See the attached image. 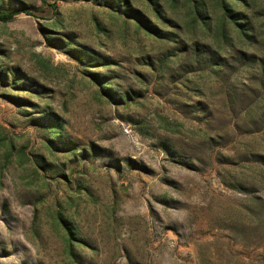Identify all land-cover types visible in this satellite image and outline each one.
<instances>
[{
  "label": "rangeland",
  "instance_id": "374dc122",
  "mask_svg": "<svg viewBox=\"0 0 264 264\" xmlns=\"http://www.w3.org/2000/svg\"><path fill=\"white\" fill-rule=\"evenodd\" d=\"M22 8L0 264H264V0H0Z\"/></svg>",
  "mask_w": 264,
  "mask_h": 264
},
{
  "label": "trees",
  "instance_id": "16d2710c",
  "mask_svg": "<svg viewBox=\"0 0 264 264\" xmlns=\"http://www.w3.org/2000/svg\"><path fill=\"white\" fill-rule=\"evenodd\" d=\"M201 5H202L201 3H198V7L197 6L195 7L196 8V13H195L196 19H199V18L203 19L201 9H200ZM22 14L28 15V16H33L32 9H29V8H22V9L14 11V12L13 11L12 12H1L0 13V23L1 22H3V23L10 22V21L14 20L17 16L22 15ZM195 57L197 59V62L201 63L202 57L199 55V52L195 53ZM93 77L97 82L103 83V79H101V77L99 75H94ZM52 126H53L54 130L60 129V124L58 123V121L56 119H52Z\"/></svg>",
  "mask_w": 264,
  "mask_h": 264
}]
</instances>
